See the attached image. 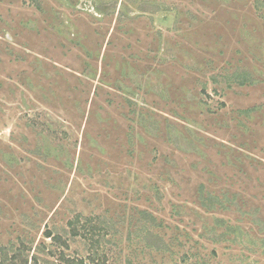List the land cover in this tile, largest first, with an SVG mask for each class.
Segmentation results:
<instances>
[{
	"label": "rangeland",
	"instance_id": "1",
	"mask_svg": "<svg viewBox=\"0 0 264 264\" xmlns=\"http://www.w3.org/2000/svg\"><path fill=\"white\" fill-rule=\"evenodd\" d=\"M0 264H264V0H0Z\"/></svg>",
	"mask_w": 264,
	"mask_h": 264
},
{
	"label": "trees",
	"instance_id": "2",
	"mask_svg": "<svg viewBox=\"0 0 264 264\" xmlns=\"http://www.w3.org/2000/svg\"><path fill=\"white\" fill-rule=\"evenodd\" d=\"M102 223H103L102 221L95 223V225H92L90 228H88V230H87L88 233L85 232V234L83 235V237L85 239L89 240V246L90 247H93L94 245L98 244L99 239H101V238L105 237V235H107L106 230L108 231V228L105 227ZM90 224H91L90 222H86V220H85V224L82 225V228L86 229V227ZM77 225H78V227L80 225V221L78 220V218L74 222L68 223V226L70 227V234L72 236H79V231H78ZM45 236H46V238H50L53 242L59 243L62 246H64L65 248L67 247L65 244V241L62 240L60 237H58V236L53 237L50 232H47ZM60 255H61L60 258H63L64 254L60 253Z\"/></svg>",
	"mask_w": 264,
	"mask_h": 264
}]
</instances>
